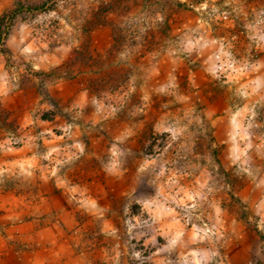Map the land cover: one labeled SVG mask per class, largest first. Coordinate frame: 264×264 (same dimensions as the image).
I'll return each instance as SVG.
<instances>
[{"label":"rangeland","instance_id":"rangeland-1","mask_svg":"<svg viewBox=\"0 0 264 264\" xmlns=\"http://www.w3.org/2000/svg\"><path fill=\"white\" fill-rule=\"evenodd\" d=\"M178 1L0 0V264H264V0Z\"/></svg>","mask_w":264,"mask_h":264},{"label":"trees","instance_id":"trees-1","mask_svg":"<svg viewBox=\"0 0 264 264\" xmlns=\"http://www.w3.org/2000/svg\"><path fill=\"white\" fill-rule=\"evenodd\" d=\"M167 3H177V4H183L181 3V1L178 0H166ZM34 8V6L32 7ZM17 17V13L15 10L12 11H7L4 12L0 15V50L4 53L8 52L7 47L5 46V38L8 35V31H7V25H8V21L7 20H12L15 19ZM129 29L127 27H123L121 25L119 26H115L113 27V38H114V43L112 44V49H114L115 47H117L119 44L120 46L127 41L129 33H128ZM83 53V52H82ZM86 55H84V60H91L92 55L90 53H88L86 51ZM103 61H101L102 63ZM92 64V63H90ZM116 68V67H115ZM120 68V67H119ZM108 69L105 71H102L101 75H96L94 77H92V79L90 80V86L96 90L97 92H99L102 88H108L109 90H114L117 89L122 82H124L122 80V71H120V69ZM57 71L56 69H53L52 71H36V74L39 76L40 81L44 82V80H46L47 76H51L56 74ZM44 74V75H43ZM99 74V73H98ZM43 75V76H41ZM60 75V74H59ZM40 87V92H42L43 94H47V91L44 89L43 87V83L39 84ZM3 123V122H2Z\"/></svg>","mask_w":264,"mask_h":264},{"label":"crops","instance_id":"crops-1","mask_svg":"<svg viewBox=\"0 0 264 264\" xmlns=\"http://www.w3.org/2000/svg\"><path fill=\"white\" fill-rule=\"evenodd\" d=\"M23 227L26 226L28 227V230L31 231V235L29 233V235H27L26 233H20V240H28V239H32L33 241V237H36L35 241L39 244L41 243L42 246H39L37 248H31V249H27L24 250L22 252H18L15 253V255L13 256V259L20 262V264H25V263H29V264H48V261L51 260L52 258H58L60 257L62 260L65 259V257L62 255L61 252H54L51 253L49 251V247L46 245V242H55L57 240V236L60 235V237L62 238L64 235L62 233V229L60 227H58V225L56 224H52L50 226H47V230L49 231V229L52 230V227L54 226L55 228H57V232H54L55 234L52 235L50 232L48 234H50L49 239H45L43 237H40L42 234H40L39 232L41 230H38L35 227V220H28L26 222H24L23 224H21ZM24 230V228L22 229ZM42 232V231H41ZM30 236V237H29ZM54 236V237H53ZM29 241V240H28Z\"/></svg>","mask_w":264,"mask_h":264}]
</instances>
